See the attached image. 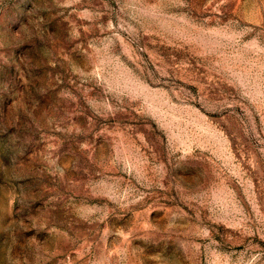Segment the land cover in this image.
I'll return each mask as SVG.
<instances>
[{
  "label": "rangeland",
  "instance_id": "rangeland-1",
  "mask_svg": "<svg viewBox=\"0 0 264 264\" xmlns=\"http://www.w3.org/2000/svg\"><path fill=\"white\" fill-rule=\"evenodd\" d=\"M0 264H264V0H0Z\"/></svg>",
  "mask_w": 264,
  "mask_h": 264
}]
</instances>
